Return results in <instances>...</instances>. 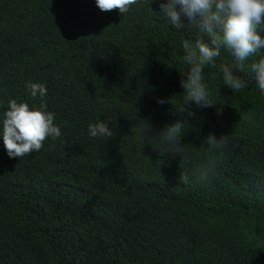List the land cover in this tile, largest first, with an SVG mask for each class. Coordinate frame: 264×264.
I'll return each mask as SVG.
<instances>
[{
  "label": "trees",
  "instance_id": "1",
  "mask_svg": "<svg viewBox=\"0 0 264 264\" xmlns=\"http://www.w3.org/2000/svg\"><path fill=\"white\" fill-rule=\"evenodd\" d=\"M155 3L121 14L95 0H0V112L20 96L38 104L25 83L42 82L61 131L21 158L0 142V264H264V93L250 72L224 86L221 49L202 74L218 105L194 109L183 154L140 142L144 121L182 118L180 46L195 48ZM98 119L112 137L87 135ZM209 131L228 147L204 144Z\"/></svg>",
  "mask_w": 264,
  "mask_h": 264
},
{
  "label": "clouds",
  "instance_id": "2",
  "mask_svg": "<svg viewBox=\"0 0 264 264\" xmlns=\"http://www.w3.org/2000/svg\"><path fill=\"white\" fill-rule=\"evenodd\" d=\"M151 2V0H150ZM137 0H95L101 11L117 9L125 14ZM154 12L162 14L167 24L183 33L188 31L195 48L187 42L181 44L186 71H180V85L183 92L179 95L180 103L175 106L174 114L182 118L167 122L159 130H151V125L144 121L138 135L142 146L145 144L159 153H182L181 140L188 129L189 118L197 115L196 108H211L218 105L209 99L203 79L205 65H213L215 58L224 49L231 56L229 64H221L223 85L238 89L245 83L240 71L250 72L261 93H264V55L256 56L258 50L264 51V0H158L153 5ZM209 43L204 41V36ZM249 62L246 66L245 62ZM44 76V74H42ZM28 95L39 100L29 104L24 100L9 99L6 107L0 112V142L5 154L11 158L38 151L45 138L55 139L61 135L60 127L54 122V113L48 110L45 103L47 88L42 82L27 80L25 83ZM22 94V91L19 88ZM157 104L171 103V98L154 97ZM216 114H222L216 108ZM90 138L112 137L113 132L106 120L98 119L87 125ZM228 135H217L209 131L204 137V144L214 151L228 147ZM181 179V176H180Z\"/></svg>",
  "mask_w": 264,
  "mask_h": 264
}]
</instances>
